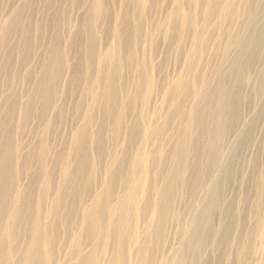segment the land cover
<instances>
[{
	"label": "bare ground",
	"instance_id": "bare-ground-1",
	"mask_svg": "<svg viewBox=\"0 0 264 264\" xmlns=\"http://www.w3.org/2000/svg\"><path fill=\"white\" fill-rule=\"evenodd\" d=\"M0 264H264V0H0Z\"/></svg>",
	"mask_w": 264,
	"mask_h": 264
},
{
	"label": "rangeland",
	"instance_id": "rangeland-1",
	"mask_svg": "<svg viewBox=\"0 0 264 264\" xmlns=\"http://www.w3.org/2000/svg\"><path fill=\"white\" fill-rule=\"evenodd\" d=\"M110 3L113 4V1H111ZM111 4H110V5H111ZM111 6H112V5H111ZM115 8H117V5H116V6H113L112 11L115 10ZM258 132H260V128H258L257 133H258Z\"/></svg>",
	"mask_w": 264,
	"mask_h": 264
}]
</instances>
